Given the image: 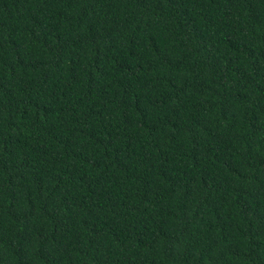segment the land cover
<instances>
[{
  "label": "trees",
  "instance_id": "trees-1",
  "mask_svg": "<svg viewBox=\"0 0 264 264\" xmlns=\"http://www.w3.org/2000/svg\"><path fill=\"white\" fill-rule=\"evenodd\" d=\"M0 264H264V0H0Z\"/></svg>",
  "mask_w": 264,
  "mask_h": 264
}]
</instances>
